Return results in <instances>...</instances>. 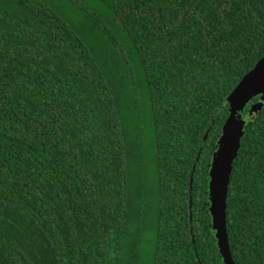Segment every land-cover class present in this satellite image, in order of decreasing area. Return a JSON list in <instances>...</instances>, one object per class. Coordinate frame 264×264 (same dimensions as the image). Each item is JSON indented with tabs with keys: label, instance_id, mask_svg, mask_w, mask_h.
I'll return each mask as SVG.
<instances>
[{
	"label": "trees",
	"instance_id": "1",
	"mask_svg": "<svg viewBox=\"0 0 264 264\" xmlns=\"http://www.w3.org/2000/svg\"><path fill=\"white\" fill-rule=\"evenodd\" d=\"M264 55V0H0V264H224L209 170ZM233 161L234 264H264V99Z\"/></svg>",
	"mask_w": 264,
	"mask_h": 264
},
{
	"label": "water",
	"instance_id": "2",
	"mask_svg": "<svg viewBox=\"0 0 264 264\" xmlns=\"http://www.w3.org/2000/svg\"><path fill=\"white\" fill-rule=\"evenodd\" d=\"M257 95L264 99V55L241 78L226 98L230 114L222 127L218 148L209 170L210 215L224 264H234L226 227V199L232 164L240 146L246 120L259 109L260 103H254L244 119H237L236 113L242 111Z\"/></svg>",
	"mask_w": 264,
	"mask_h": 264
}]
</instances>
